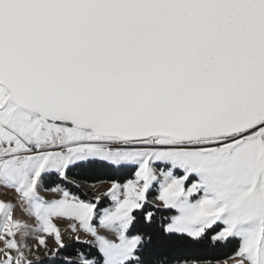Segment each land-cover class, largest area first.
<instances>
[{
  "label": "snow or ice",
  "instance_id": "snow-or-ice-1",
  "mask_svg": "<svg viewBox=\"0 0 264 264\" xmlns=\"http://www.w3.org/2000/svg\"><path fill=\"white\" fill-rule=\"evenodd\" d=\"M0 264H264V0H0Z\"/></svg>",
  "mask_w": 264,
  "mask_h": 264
},
{
  "label": "trees",
  "instance_id": "trees-1",
  "mask_svg": "<svg viewBox=\"0 0 264 264\" xmlns=\"http://www.w3.org/2000/svg\"><path fill=\"white\" fill-rule=\"evenodd\" d=\"M234 246H235V244L229 246L228 249L223 250V253H221V255H225V254H227V253H230L231 250H232V248H233Z\"/></svg>",
  "mask_w": 264,
  "mask_h": 264
},
{
  "label": "rangeland",
  "instance_id": "rangeland-1",
  "mask_svg": "<svg viewBox=\"0 0 264 264\" xmlns=\"http://www.w3.org/2000/svg\"><path fill=\"white\" fill-rule=\"evenodd\" d=\"M8 198H11V197H8ZM16 214H17L18 216H21V217H23V213L21 212V210H20V209H17V212H16Z\"/></svg>",
  "mask_w": 264,
  "mask_h": 264
}]
</instances>
